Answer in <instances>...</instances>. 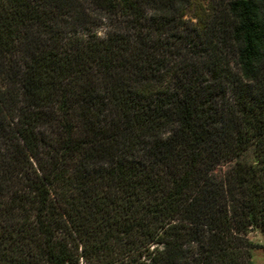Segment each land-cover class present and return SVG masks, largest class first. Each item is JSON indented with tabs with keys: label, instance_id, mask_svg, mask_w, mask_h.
Returning a JSON list of instances; mask_svg holds the SVG:
<instances>
[{
	"label": "trees",
	"instance_id": "obj_1",
	"mask_svg": "<svg viewBox=\"0 0 264 264\" xmlns=\"http://www.w3.org/2000/svg\"><path fill=\"white\" fill-rule=\"evenodd\" d=\"M205 1L0 0V264H254L264 0Z\"/></svg>",
	"mask_w": 264,
	"mask_h": 264
},
{
	"label": "rangeland",
	"instance_id": "obj_2",
	"mask_svg": "<svg viewBox=\"0 0 264 264\" xmlns=\"http://www.w3.org/2000/svg\"><path fill=\"white\" fill-rule=\"evenodd\" d=\"M202 1V0H198ZM203 3L206 4V1L203 0ZM194 11L191 10L187 16V19H191L193 16ZM99 36H104L105 30L101 28L97 31ZM250 161L253 160V156L248 157ZM250 239L257 245V248L253 251V261L254 264H264V237L263 235L258 232L254 231L250 235ZM81 264H114V255H101V257H92L89 259L88 263L81 262Z\"/></svg>",
	"mask_w": 264,
	"mask_h": 264
}]
</instances>
